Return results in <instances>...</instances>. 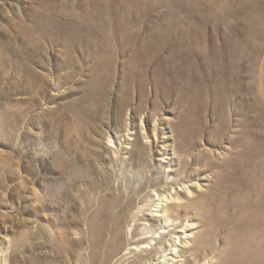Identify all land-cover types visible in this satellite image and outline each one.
Segmentation results:
<instances>
[{"label": "rangeland", "instance_id": "rangeland-1", "mask_svg": "<svg viewBox=\"0 0 264 264\" xmlns=\"http://www.w3.org/2000/svg\"><path fill=\"white\" fill-rule=\"evenodd\" d=\"M4 258L264 264V0H0Z\"/></svg>", "mask_w": 264, "mask_h": 264}, {"label": "bare ground", "instance_id": "bare-ground-1", "mask_svg": "<svg viewBox=\"0 0 264 264\" xmlns=\"http://www.w3.org/2000/svg\"><path fill=\"white\" fill-rule=\"evenodd\" d=\"M119 103H120V106H122V100H119ZM184 162V161H183ZM181 199V197H180V195L179 194H170V195H166L165 196V199L164 200H180ZM178 205H181V204H176V206H178ZM160 207H161V211L163 212V214L167 217V219H169L170 217H172V214L170 215L169 213H168V211H167V207L165 208L164 206H162V205H160ZM96 225V223H93L92 222V227L93 226H95ZM143 238V237H142ZM143 241H141V240H138V241H136V242H134V244H137V245H139L140 243H142ZM178 244L176 243L174 246L176 247ZM3 264H10L9 263V261H8V259H6V258H4V260H3Z\"/></svg>", "mask_w": 264, "mask_h": 264}]
</instances>
